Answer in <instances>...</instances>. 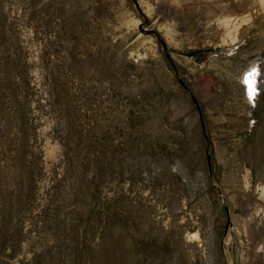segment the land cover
I'll list each match as a JSON object with an SVG mask.
<instances>
[{"label":"rangeland","instance_id":"374dc122","mask_svg":"<svg viewBox=\"0 0 264 264\" xmlns=\"http://www.w3.org/2000/svg\"><path fill=\"white\" fill-rule=\"evenodd\" d=\"M0 264H264V0H0Z\"/></svg>","mask_w":264,"mask_h":264}]
</instances>
